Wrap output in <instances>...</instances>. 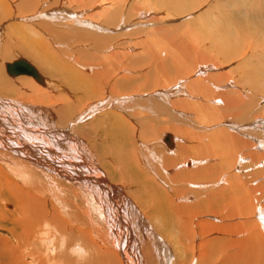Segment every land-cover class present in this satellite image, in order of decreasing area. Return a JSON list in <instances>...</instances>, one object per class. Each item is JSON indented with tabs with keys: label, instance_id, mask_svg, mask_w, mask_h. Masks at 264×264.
I'll list each match as a JSON object with an SVG mask.
<instances>
[{
	"label": "bare ground",
	"instance_id": "obj_1",
	"mask_svg": "<svg viewBox=\"0 0 264 264\" xmlns=\"http://www.w3.org/2000/svg\"><path fill=\"white\" fill-rule=\"evenodd\" d=\"M12 1L13 0H0V7L1 5L3 7L4 2H5L4 4H6V2L10 3ZM45 1H48L47 4L55 5L54 7H56L57 5H58L57 7L59 8L65 7L63 4L64 0H20L19 1L20 3L18 5L14 4L15 7L13 6L12 11H11L13 13L18 11L16 13L21 14L24 11L31 12L35 10L36 12V9L39 8L40 12H43V13H40V14L36 13V15L32 16L35 18L33 19L31 17V19L33 21L41 22V24H38L40 26H37L38 29L42 31L41 35L39 34L40 32L39 33L34 32L33 30L26 28L24 26H17L14 28H10V30L13 33L14 37H15V33L17 36H19V40H17L18 42L17 45L25 53L24 55L26 56V58H28L29 56L31 57L29 59H32V58L35 59V57L37 59L39 57H42L45 62L44 69L47 70V74L54 73L55 76L59 80H61L66 85L71 87L72 91H78L76 94H80L79 92H81L80 94L81 97H79L77 101L73 102L72 105L68 107L67 106L65 107L63 106L61 108L58 107V109H56L57 110V118H56L55 114L52 112L53 110L51 109H48L45 107L42 108L41 106L32 107L31 105H29L28 107V105L27 106L25 105V103H28L27 101L26 102L20 101L19 103L21 104H17L16 106L13 100H11L12 102L10 103L7 100H3L6 97V95H11L10 93H14V92H11V90L14 91L15 88L13 89L12 87H16V86H13L12 84H10L8 85V87H3V85L5 84L3 81L9 80L6 76H5V80L3 78V81H0V95L4 96L3 98H0V189L2 188L3 191H6L7 193H9V197L12 198L14 202V210L10 211L6 209V207L4 206L3 209L7 210V212L3 210L1 211V215H0V228L6 233L10 234V238H8L9 236L6 238L0 237V264H14L17 261L21 262L20 264H29L30 261L27 262L26 260V258L28 257H33L31 261L35 260L33 261L35 263L30 262V264H42L44 262L45 264H47V262L48 263L51 262L52 264H59L61 262H58L57 260L58 258H56L57 256L55 255V251L57 247L59 249V247H64V246L72 247L73 252L71 256H73L74 259L71 258V261L73 260L71 264H122V260H123V264H133L139 260V257L135 255H130V257L126 259V256L127 254L131 252V248L133 246L134 241L136 245H143V244L146 245L147 244V246L149 247H152V246L155 247L154 248L155 256L153 258H148L147 264H239L241 260L247 258L246 253L248 252V250H249L248 253H250L249 247H252V248L264 247V241L262 240L263 235L261 233L262 231H264L263 229L264 226L262 225L264 220L262 217L261 218L258 217L262 215L261 213H264V211L260 212V209H264V206L260 204L261 200H259L263 195V194L261 195V193L264 190V188H262L263 190H260L261 193H257L258 190L254 191L255 193L261 195V197L257 195V198H256L258 199V196L260 197L258 199L259 200L258 204H260V206H258L259 212L257 211L258 212L257 219L259 220V222L257 223V221L256 222L249 221L248 219L247 221L246 220L241 221L240 224L238 223V225H235V227L239 226L243 232L247 233L246 236L242 238H238V239L234 237L232 238L231 236L228 237V235H232V234L234 235V210H235L234 209V205H235L234 204V197H235L234 196V189H235L234 184L236 183H234L235 177L232 174V172L228 173L230 175L227 176V178H225L227 180V183H225L226 184L225 186L219 189L218 188L214 189L210 192L208 191L210 193L209 198L207 197L206 199L203 198L204 199L203 201L199 200L198 202L200 203L199 206H198V203L196 205L195 204L191 205L194 201H196L199 198L201 199V197H203V196H200L199 191L195 193L196 190L204 191V190L210 189L209 185L205 187V185H202L199 183L205 182V181L218 180L222 172H225L226 170H229V169L232 170V168H234V163H235L234 162V149L235 148H234L233 136H235L236 134L228 132V131L234 132V124L230 125L229 128H231V130H221L222 132L220 136H218V138L215 140L214 143L213 142H211L212 144L209 143L210 145L208 147H205L208 145V141L204 146L200 145L199 143L200 141L199 142L196 141L199 143L198 145L195 144L196 146L189 144L190 148L188 152L195 153V154L198 153V155H201L202 152H204L203 155L210 154L214 157V159L216 157H221V162H219L217 165L215 164L216 162L213 163L216 165L214 169H212V167L211 169L210 167H208L207 169L199 168L196 170L193 169L195 168L193 167L192 168L193 170L191 169L190 171L185 170V169H180L185 166L188 168L191 167V165L194 166L195 162L192 161L191 159L188 160V158H187V161L189 162H187L186 164L180 165L181 163L177 162V158H176L177 156L175 153H181L187 149L182 148L181 146L182 144L180 145V142L176 138V134L180 133V129L174 128L173 126L167 125L165 123H158L156 121V123H158V126L152 125L150 126L151 127L150 129L143 130L142 132L139 130L138 131L135 130V131L137 132V135L142 137L143 139L154 138L153 130L156 127L158 128V130H162V131L165 130V131L170 132V134H166L163 139H162L163 137L162 136L161 139L168 149H172L173 144H174L175 146L174 155L176 156L174 158H170L166 154V149H163L162 147H161V150H159L161 153L157 152L156 151L157 147L158 149H160L158 144L156 146L151 144L152 146L151 148L148 146L140 145L141 148H140V152L138 153V148H136V146L134 147V142L132 140L133 138H131L132 136L134 137V135H131L129 133V131L131 130L130 129L126 130V126H122V123H121V122H126L128 120L127 118L124 120V116L122 117L119 114H115V113L113 115L111 114L114 119L113 121H118L117 124L112 127V133L116 134V136L119 137V138L117 137H114V138H116L118 141L120 140L117 145L112 144V146H102L101 142L103 138L95 136L97 129L104 131L103 129L104 126L99 125V122L102 119L95 118L94 116L96 114H99V115L101 114L103 116V114L107 112L108 109L113 108V107H120L121 115H122V112L127 114V111H129L128 117H130V115H133L134 118L136 117H137L136 119L139 118L140 120L138 119V121H141L142 123H144V121L142 120L146 119L147 116H149L148 119L153 118L154 119L153 121H155V119H157L158 116L163 115L162 108H159V110L156 112L154 108L148 107L149 100H150V104H152V99L154 97L153 98L148 97L150 98L149 100L147 97L146 98L144 97V99H141V100L139 98L125 100L126 97L139 95L138 91L140 89L138 87H133L129 91L128 89H129L130 83L133 80L136 79L137 81L138 77L134 73L135 71L140 72L141 69L137 70V67L139 66V64L144 63L143 66L145 64L151 65L149 63L150 62L149 56L150 58L151 57L153 58V56L158 57L159 60L168 61V62H162L160 65L158 64L159 62H155L156 69L157 68L160 69V66H161L163 70V71L162 70L160 71L161 74L157 73L159 72L158 69L153 74H151L150 71L146 74L144 73L142 74L143 80L144 79L146 80V81L144 80L145 83H143V86H145L146 89H149L152 85L156 89L158 85L160 84L159 81L163 82L161 85L164 86V84L169 82V80L173 79V75H176L177 77L180 75H183L184 77L183 80L178 83V86L176 87L173 86L172 88H169L168 93L165 92V89L161 90V94L165 96L164 100L167 103H169L170 93L175 94V95L177 94V96H181V95L187 96V93L185 92L186 87H187V90L191 94H194L197 96L202 95V97L204 96L205 98L211 97L213 100V98H215L217 94L215 95V97L212 96V94H210L211 87L207 85L208 83L205 84L206 82L205 83L202 82L201 79L199 80V78L195 79L193 77H197L198 73L200 75L204 73L202 72V71H205V69L203 68H207L208 71L209 70L217 71V69L215 70L212 66H209V65L206 67L203 66V68L201 66L200 67L190 66V61H191V64H192V61H201L203 63L204 61L203 58L207 56L208 52L206 51L205 53L204 51L198 48L195 49L194 55L192 57L193 59L192 60L190 59L191 58L190 55L188 58L186 56L185 60H187L186 62L187 67L182 69L181 66H183L182 64L184 62L182 64H178L179 58H176L175 55L173 56V58H168L167 56L169 55H166L165 57H163V59H161L162 51L158 52L156 49L157 47L156 48L153 47V49L155 50L152 52L150 49L149 56L148 54L145 55V52H142L141 55L138 54V56H133L132 58H130V59H133V61L129 59L130 62L128 63V66L130 69H132V71H129L130 69L127 70V68H123V67L119 68L117 66V63L115 62L116 56L114 55L105 56L104 55L102 62L101 61L100 62L104 63L103 65H105L107 69L104 68L105 70L102 73L99 72L100 74H98V76L96 74L92 77L91 70L87 67L84 68L86 65L84 66V65L78 64L77 69H79L80 71H75L74 69L69 68V66H71L70 63L62 64L60 63L59 60L55 59L54 61L50 57L49 54L54 55V52L49 50L51 46H50L48 39L53 40L54 45L55 44L59 45L60 40L58 41V39L56 38V36H54L52 32L47 31V29H52L53 27H57L58 25L52 22L53 18L51 17L50 14L44 13L46 11L41 9L44 6L42 5L44 3H41V2H45ZM78 1L82 4V6H84L86 5L85 3H88L90 0H78ZM107 1H110V0H106L103 3L101 2L96 3L95 6H93L94 9L92 11H94L95 13H100L104 17L106 24L114 25L115 20L119 19V12H121L120 11L121 4L120 5L118 3L116 4L114 3V1H112L113 3H109ZM151 1L141 0V5L147 4L146 6L149 7V6H152L151 4H156L157 6L161 5L163 7L165 6L166 8L172 7L174 10L178 12H180V9L185 10V8L187 7H189L190 9H192L191 7L196 8V9L198 8V6L194 7L195 3H193L192 0H165V1L158 0L159 3H156V0H154L155 2L153 3ZM83 2H84V5H83ZM203 2L205 1L203 0ZM133 3L134 2H131L129 4L128 11L130 9L135 10V11L138 10V7L133 6ZM146 6H141V8L142 9L146 8ZM10 9L11 8L8 7L3 10L4 12L2 11L3 17H1L0 15L1 20H3L2 18H7V20L9 19L8 16L10 15ZM115 9L118 10L119 12L115 11ZM68 12H69L68 9L67 10L60 9L59 11H56V13H65L67 16H69L68 17L69 19L71 20L73 19L75 22L72 23L71 21L72 25L77 23L78 15L73 14V13L70 15ZM84 13L86 12L82 11L80 14H84ZM136 14L138 16H143L141 12L139 14L138 13ZM125 16L126 15H124V17ZM121 17H122V14H121ZM237 18L239 19V17ZM244 18H245L244 20L247 22H251L254 20L256 21L255 18H251L250 16H245ZM240 21L242 20L239 19L238 22ZM72 25L69 24L67 26L72 27ZM256 25H258V22ZM249 27H252V26H249ZM29 30L31 31V34L29 33ZM56 32L58 34V31ZM31 36L36 38V40H31L30 39ZM2 37H5V36L2 35ZM84 37H86V35H84ZM60 39L65 40L66 42H70V39L65 36L60 37ZM207 39L210 40L209 38ZM217 42H220V41L218 40ZM111 43L109 46L108 45L102 46L97 43V49H99L100 52L110 51ZM171 45L172 44H170V46ZM4 49L5 50L2 49V52H0V55L2 57L4 56L9 57L10 53H13L9 51L10 47L8 45H5ZM102 49L103 50L105 49V50L101 51ZM217 49H220L223 54L230 55L233 53V48L228 43L221 44V47L216 48V50ZM255 51L256 50H254V52ZM188 54L189 53H187V55ZM152 58L151 60H153ZM155 59L157 58H154V60ZM65 60L68 62L70 61L67 57H65ZM14 61L16 60L10 61L9 63H6V64L4 63V65H2L4 66L3 69L6 72V74L11 78H16L18 76H28V75L23 74V75H18V76L13 77L7 73L6 66L8 64H12ZM157 64L159 66H157ZM150 68L151 67H149V70ZM191 68H194V70L190 73H187L188 70H190ZM34 69L36 70L38 76L41 77L42 82H39V80H36L34 77H31V76H28L30 77V79L22 78L21 82L27 83L30 87H33V89L35 90H39V87L37 86V84H35L36 82L38 83V85L47 87V89L49 88V90L51 89L53 92L58 90L59 92L60 91L63 92L64 95H66V93L68 94L67 90H64L63 87L59 85V83H54L49 80L44 81L42 76L39 75L38 69L36 68ZM84 71L85 72L89 71V74H85ZM236 73L238 75V78L242 80L240 82L241 85L242 83H244L245 86H248L249 88H251V90L253 89L252 91H255V93L259 92V93L264 94V62L263 61L256 62L255 64H252L247 68L236 71ZM156 74H159L160 76H156ZM113 75L114 77H112ZM231 75H229V78ZM134 76L137 78H133ZM1 77H4V76H0V80L2 79ZM177 77L173 79L171 82H175ZM218 77H215L214 80L220 81V78ZM31 78H33L35 81ZM103 78L104 80L102 81L101 79ZM208 80L210 79L208 78ZM98 82L103 83L102 84L103 85L102 95L100 94L101 99L98 100L99 102L88 104V107H87L88 110L84 112L81 116H78L72 125V128H73V126H75V124L79 122L81 119H86V118L90 120H94V118L96 119L94 120L95 123H91V126H89V128L88 126H86L88 130L75 129V131L73 132L75 133L76 136L80 137L81 140L85 142V144L82 143L81 141L79 142L76 138H72L71 133H65L68 130L52 129L51 126L56 127V125H59L61 128L67 127L66 126L67 122H65L66 116L67 115L70 116V114L73 112V109H74L73 107L75 104L79 103L80 105L82 101L83 103H81V105L86 104L87 102L85 101L98 98L97 97L98 96V91H97ZM232 83H235V82H232ZM226 84H229V83H226ZM161 85H159V87H161ZM225 86L223 88H225ZM218 89L220 88L218 87ZM123 90H126L124 92V97L115 98V95L123 93ZM52 91H51V94H52ZM179 92L180 94H178ZM231 92L228 94L223 93V95H221L220 99H222L223 100L222 102H224L223 104H225L223 111L221 110V112H219L220 110H217L215 112H211L212 106L210 107V104L212 102L208 104L210 110H208V107L206 108L207 104H205L206 105L205 107H202V105L197 104L195 106L197 116L207 121L211 120L214 117L219 118V116H222L224 114L231 115V116L235 115L233 116V118H236V114H234V110L239 113V109L234 104V93H231ZM255 93L253 92L254 96H255ZM217 96H220V95H217ZM257 96H255L256 100H257ZM44 98L45 100H48L49 102L53 104L56 103L55 99L52 96L45 95ZM237 98L239 97L237 96ZM236 103H238V101ZM126 104H128L130 108H128ZM134 104H137L138 106H141L142 108H139L138 106L135 105L136 110H134L131 108L133 107ZM252 104L251 106L254 108V105L256 103L254 105ZM158 105H159V102H158ZM170 105L173 109L175 108V109L185 110V109L193 108V106L189 102H186L183 100H174L170 102ZM256 106L258 107V105ZM239 107H242L240 108V110H242L243 112V108L245 107L244 102ZM140 109H144L145 111L149 112V115L140 114L139 113ZM214 110H216V108H214ZM247 112L244 111V113H242L243 115H240V116L241 117H246V115L249 116V113ZM220 113H223V114H220ZM86 114H88V116ZM240 114H241V111H240ZM231 116H230V119H231ZM71 121L72 120H70V124L67 127L68 129L71 128ZM150 121L151 119L149 120V123ZM211 121L213 122V120ZM250 123H251V120H250ZM144 124H148V123H144ZM232 125L233 127H231ZM129 128L132 129V127L130 126ZM248 132L249 131H247V133ZM122 135H124L125 137V140L123 141V143L121 142ZM129 135H131V137ZM105 136L107 137L108 135L105 134ZM235 138L237 139V137ZM213 139H215V137ZM73 140L76 143H73ZM209 140L214 141L212 139H209ZM66 146L68 147V149L67 148L64 149V147ZM235 147H237V145ZM133 149H135L136 151V153H134L136 157H135V160L133 161H136L137 167L144 166L148 171H151L152 174L159 180L163 188L159 187L158 185L154 186V185L149 184V183H154V182L144 172L143 174L142 173L141 174L149 178L148 184L147 182L141 179L142 178L141 176H136V181H135L132 177H127L125 174L123 175L124 171H122L123 173L119 175L117 172L118 170L120 171L122 169V166L124 165L123 163H121L123 165H121V168H120L119 165L117 164H113L112 162L109 163L107 161L104 162L103 160V164H104L103 165L104 168H103L99 163L101 160L99 161L97 158V156L98 157L100 156L102 159L103 155L105 157L108 155L109 156L111 155L112 161L115 163H119L120 161L123 160L128 164H132V160L130 157L131 156L130 151ZM88 150H90L91 152ZM182 155L185 156L183 153ZM86 158L88 159V162H85ZM72 162H76V163L72 165ZM176 162L179 164H176ZM79 164L80 165L84 164L88 166L92 165V166H95L97 169H89V171H87L86 169L82 168ZM174 165H176L175 166L176 173L174 172L175 176L172 175L173 174L172 170L167 171L169 170V167H172V166L174 167ZM259 171L260 170H257V172ZM38 173H40V175H42L44 179H42L41 177L37 178ZM104 173L106 174V180H105ZM233 173H235V171H233ZM120 177H122L120 179L121 181L126 182V183H123L124 185H130L127 183L136 182L135 186L130 185L131 187H134L133 192L125 191L124 193H121V190L113 188V186L109 185V184H115L116 182H119L117 181V178L119 179ZM251 177H254V176H251ZM237 178L239 179V176ZM258 178L260 177L258 176ZM1 179H3L5 183ZM225 179L223 181H225ZM63 180L76 181L79 186L77 187L75 184L72 186L71 182H69L70 183V187H69L68 185H66V183H63V184L61 183ZM107 180L109 184L107 183ZM251 183L252 185L255 184L253 182ZM256 185L258 187V184ZM251 186L248 189H252ZM254 186L253 188H255ZM245 187L244 189H246ZM79 193L81 195H89L88 197H91L94 199V202L96 204L95 207H97L99 210L101 209L104 210V212L101 214L103 217H106V218L104 220V223L101 222V225H100L101 227L99 228L101 230H97L96 227L91 229L89 224L82 217V215L85 214V211L77 207L79 204L77 206L72 204L76 202V199L75 201H72L71 198H73L74 195L76 194L77 196H80ZM201 193L203 194V192ZM206 194L207 193H205L204 195ZM230 194H233L232 195L233 197L231 196V198L228 199L229 204L228 206L226 205L227 206L226 208L228 209L223 210L224 208H222L223 210L222 213H220V211L218 213V214H224L223 217L225 219L223 220H226V221L223 224L211 223V222H208L207 220H204V219L202 220L198 218L200 215L202 216L205 212H208V213L213 212L214 214H217L214 211L215 209L213 210L212 208L213 203H217L218 200L225 199L224 197ZM249 195H246V197H244L245 196L244 195L243 198L240 199V201L249 200V198L251 199ZM121 196L123 197L122 199H121ZM127 197L131 198L132 201L136 205H134L132 201L130 202L129 199L126 200ZM255 202H257V200ZM125 203L127 206H125V208H122L123 204ZM246 203L247 205H244L245 209L249 206L248 203H250V200L247 201ZM80 206L82 207V204ZM137 206L141 208L142 212L149 211L147 219H149L150 221H156L157 223L156 231L158 232L159 235H164V234H169V233L174 234L175 238L177 239L176 244L179 247V251H180L179 257L173 260V256L170 253L169 247H167L163 243V241L160 238H158L155 235V233L150 229L145 218H143L141 216V213H139ZM236 209H238V207ZM249 210H250V207L247 210L248 212L246 211L247 213H244V212L240 213L241 211H243V210H240L239 214H242V216L244 215L243 217H245V215H248V218H249L250 216L249 214H253V212ZM130 215H133L134 217L137 216L139 223L133 225L132 221L128 219V216ZM8 224L11 225L10 228L12 229L6 230V225ZM204 225L205 226L207 225V226L205 227ZM250 226L254 227V228L252 227L253 230ZM193 227H195L196 231H194ZM104 229L105 230L107 229V233H108L107 235L104 233ZM92 230H96V231H92ZM141 231H144L146 234L150 235L151 239H149L146 235H143ZM57 233L63 236L62 239L60 237H57ZM131 233H133V235ZM194 233H196L195 236H194ZM221 233L222 235H220ZM197 235L199 236L203 235V236L201 239H199V238H196ZM237 236L240 237L239 234H237L236 237ZM109 242L112 244V247L108 244ZM11 243L14 244V246L16 245L17 246L12 250L10 249L11 252L9 251V253H7L9 250L8 246H12ZM18 245H20L21 247H18ZM43 247H49L50 251L48 252L49 254H52L50 258L49 256L46 257V255L41 256L39 249ZM234 247L237 248V251L235 253H234ZM49 249H46V250H49ZM254 249L256 250V248ZM254 249L253 251H255ZM253 251H252V254L258 252L257 250H256L257 252H253ZM250 256L249 258H251ZM255 256L257 258L259 257L257 256V254L256 255L254 254V257ZM256 257H255V261H258V259L256 260ZM1 259L3 260L1 261ZM28 259L30 260L31 258H28ZM11 260L12 262H10ZM61 261L63 262V258ZM19 262L17 263L19 264ZM68 264H70V262Z\"/></svg>",
	"mask_w": 264,
	"mask_h": 264
},
{
	"label": "rangeland",
	"instance_id": "obj_2",
	"mask_svg": "<svg viewBox=\"0 0 264 264\" xmlns=\"http://www.w3.org/2000/svg\"><path fill=\"white\" fill-rule=\"evenodd\" d=\"M19 1L20 0H13L10 3L6 2V4L8 3L7 4L8 6L6 4H4L5 3L4 2L3 7H2V5L0 7L1 17H3L2 11L5 8H8V7L11 8L10 9V15L8 16V18H9L8 20H7V18H2L3 20H1V17H0V36H1L0 41L2 40L0 42V52H2V49L5 50L4 49L5 45H8L10 47V50H9L10 52H13V53H10L9 57L8 56L2 57L0 55V57H1L0 58V69H1L0 76H4V77H1L2 79L0 81H3V78L5 80V76H6L9 80L11 79L12 81L11 80L10 81L9 80L3 81L5 83L3 85V87H8V85H10V84H12L13 86H16V87H12L13 89L15 88L14 91H12L10 88L11 92H14V93H10L11 95H6V97L3 100H7L9 103L12 102L11 100H13V102H15L16 106H17V104H21V103H19L20 101H25V102L27 101L28 103H25V105L26 106L28 105V107H29V105H31L32 107L41 106L42 108L45 107V108L53 110L52 112L55 114V117L57 118V110L56 109H58V107L61 108L63 106L68 107V106L72 105L73 102L77 101V99L79 97H81V95H80L81 92H79L80 94H76L78 91H72V88L69 87L68 85H66L61 80H59L55 76L54 73L47 74V70L44 69L45 62H44L42 57H39L37 59H36V57H35V59H33V58L29 59L31 57L27 56L28 58H26V56L24 55L25 53L19 48V46L17 45L18 44L17 40H19V36H17L15 33V37H14L10 28H14L17 26H24L26 28L33 30L34 32H37V33L40 32L39 34L41 35L42 31L39 30L37 27V26H40L38 24H41V22L33 21L31 19V17L33 15H36V13H39V14L43 13V12H40L39 8L36 9V12H35V10H33L31 12H25L24 11L21 14L16 13L18 11H16L15 13L11 12L14 4L18 5L20 3ZM95 1H97V2H95ZM104 1H106V0H90L88 3H85L86 5H84V2H83L84 6H82V4L78 0H64L63 4L65 7H60V8L57 7L58 5L56 7H54L55 5L47 4L48 1L41 2V3H44V4H42L44 6L41 9L46 11L44 13L50 14L51 17L53 18L52 22L58 25L57 27H53L52 29H47V31L52 32L54 34V36H56L58 41L60 40L59 45L58 44L54 45V41L48 39L50 46H51V48L49 50L54 52V55H51V54H49V55L54 61H55V59H57L62 64L63 63H70L71 66H69V68L74 69L75 71H80L79 69H77L78 64L84 65V66L86 65L84 68H86V67L89 68L91 70V74L93 77L96 74L98 76V74H100L99 72L102 73L105 69H107L105 67V65H103L104 63H101L104 55L105 56L106 55L107 56H112V55L116 56L115 62L117 63V66L119 68L123 67V68H127V70H129L130 68L128 66V63L130 62V60L133 61V59H130V58H132L133 56H138V54L141 55L142 52H145V55L148 54V56H149V50L151 49V51L153 52L155 50V49H153V47L154 48L157 47L156 49L158 52L162 51V58L161 59H163V57H165L166 55L170 56V57L167 56L168 58H173V56L175 55L176 58H179L178 64H182L184 62L182 64L183 66L180 65L183 69V68L187 67V65H186L187 60H185L186 56L188 58L190 55V57H191L190 59L192 60L193 59L192 57L194 55V51H195V49L198 48V49L204 51L205 53L207 51L208 54L205 58H203V60H204L203 63L201 61H192V64H191V61H190V66H193V67L194 66H196V67L201 66L203 68V66L206 67L209 65V66H212L215 70L217 69V71H212V70L208 71L207 68H203V69H205V71H202L204 73H202L201 75L198 73L197 74L198 76L193 77V78H195V79L199 78V80L201 79L202 82H204V83L206 82L205 84L208 83L207 85L211 87L210 94H212V96L215 97L216 94L220 95V96L216 95V97L213 98V100L211 97L205 98L204 96L202 97V95L197 96V95L191 94L187 90V87L185 85V87H186L185 89L189 92V94L186 90H185V92L187 93V96H189V97H187L186 95L177 96V94L175 95V94L170 93L169 94L170 95L169 103H167L164 100L165 96L163 94H161V90L165 89V92L168 93V89L172 88L173 86L174 87L178 86V83L180 81H182L184 77H183V75H180L178 77L176 75H173V79H175L177 77L175 82H171L173 80V79H171V80H169V82H167L163 86V85H161L163 82L159 81V83H160L159 85H161V87H159V85H158L159 89H158V87L155 89V87L153 85L149 89H146L145 86H143V83H145L146 80L145 79H144L145 81L143 80L142 74L143 73L146 74L149 71L151 72V74L155 73V71L158 69V68L156 69V66H155L156 63L155 62H159L158 63L159 65L162 62H168V61H161L158 59V57H154V56H153V58L151 57L153 59V60H151V58L149 56V60H150L149 63L151 65L145 64L143 66L144 63L139 64V66H141V67L138 66L137 70L141 69L142 71L141 70H140V72L135 71L134 74L138 78L135 76L133 78H137V81H136V79L133 80L130 83V86L128 89V91H129L133 87H138L140 89L138 91L139 95L126 97L125 100L136 99V98H139L141 100V99H144V97L145 98L146 97L147 98L148 97H150V98L154 97L152 99V104H150V100H149L150 98H148V100H149L148 107L154 108L156 112L159 110V108H162L163 115L158 116V118L155 119V121H153L154 120L153 118H150L151 119L150 123H149L150 119H148L149 116H147V118L146 119L143 118L144 120H142V121H144V123H148V124H144L141 121H138L139 118L138 119H136L137 117L134 118L133 115H130V117H128L129 111H127V114L122 112V115H121L120 107H113V108L108 109L107 112H105L103 114L104 117L101 114L100 115L96 114L94 116L95 118H101L102 120H100L99 125L104 126L103 127L104 131L97 129L95 136L103 138V140L101 142L102 146H112V144L117 145L120 140L118 141L116 138H114V137H117V138H119V137L116 136V134L112 133V127L114 125H116L118 121H113L114 119H113L112 115L114 113L119 114L122 117L124 116V120L126 118L128 120L126 122H121V123H122V126H126V130L127 129L131 130V131H129V133L131 135H134V137L133 136L131 137V135H129V136L131 138H133L132 140L134 142V147L136 146V148H138V153L140 152V148H141L140 145L148 146L151 148L152 147L151 144L154 146H156L158 144L160 149H158V147H157V150H156L157 152L161 153L159 151V150H161V147L163 149H166V154L170 158H174L177 156L176 157L177 162L181 163L180 165L186 164L187 162H189V161H187V158H188V160L191 159L192 161L195 162L194 166L191 165V167H189V168L185 166V167H182L180 169H185V170H189V171L193 167H195V168H193L195 170L199 169V168L207 169L208 167H210V169H211V167H212V169H214L215 166L219 162H221V157H216L214 159V157L210 154L209 155H203L204 152H202V154H201L202 157H201V155H198V153L195 154V153L188 152V150L190 148L189 144L198 145L200 143V145L204 146L208 141V145L205 146V147H208L210 144H212L211 142L214 143L215 140L218 138V136H220V134L222 132L221 130H231V128H229V127L231 124H234V132H232V131H228V132L237 135V136L236 135L233 136L234 148H235L234 149V162L235 163H234V168H232V170L235 171V173H233V171L231 169H229V170H226L225 172H222L221 176H220L222 178L219 177L218 180L205 181V182L199 183V184L205 185V187L209 185L210 189L204 190V191L196 190L195 193H197L199 191L200 196H203V197H201V199L200 198L197 199L191 205H193V204L196 205L199 202V200L203 201L204 199H206V197L209 198V196H210L209 192L210 191L217 189V188L219 189V188L225 186L226 185L225 183H227V180L225 178H227V176L230 175L228 173L232 172V174L235 177L234 183H236V184H234V188H235L234 189V196H235L234 197V204H235L234 205V209H235L234 210V235L233 234L228 235V237L231 236L232 238L234 237V238L238 239V238H242V237L246 236L247 233L243 232L239 226L235 227V225H238V223L240 224L241 221H245V220L247 221L248 219H249V221H253V222L257 221V223H258L259 222V220L257 219L258 212H259L258 206H260V204H262L264 206V203H263L264 202V197H263L264 196V190L262 189V188H264V185H263L264 184V178H263V176H264V119H263L264 118V115H263L264 114V102H263L264 97H262V96H264V94L259 93V92L255 93V91H252L253 89L251 90V88H249L248 86H245L244 83H242V85H241L240 82L242 80L240 78H238L236 71L247 68L250 65L255 64L256 62H259V61L264 62V60H263L264 59V49H263L264 48V0H204L205 2H203V0H192V2L195 3L194 7L198 6V8L196 9V8L191 7L192 9H190L189 7H187V8H185V10L180 9V12L174 10L172 7L166 8L165 6L164 7L161 5L157 6L156 4H151L153 7L152 6L148 7V6H146L147 4L141 5V0H110L107 2L113 3L112 1H114V3H116V4L117 3L119 5L121 4V9H120L121 12H119L118 10L115 9V11L119 12V19L115 20L114 25L113 24L112 25L106 24L104 17L100 13H95L94 11H92L94 9L93 6H95L96 3H100V2L103 3ZM163 1H165V0H163ZM131 2H134L133 6L138 7V10L135 11V10L130 9L128 11V6ZM138 2H139V4H138ZM151 2L153 3L155 1L152 0ZM156 3H159V1L156 0ZM78 4H80V5H78ZM4 5H5V7H4ZM140 5L146 6V8H148V9H146V8L142 9ZM1 8H2V10H1ZM83 8H85V9H83ZM60 9L61 10H67L68 9L69 10L68 13L70 15L72 13L77 14L78 15V22L72 25L71 21H72V23L75 21L73 19L72 20L69 19L68 18L69 16H67L65 13H56V11H59ZM82 11L86 12V13L80 14ZM140 12H141V14H143V16H138L136 14V13L139 14ZM127 13H129V14H127ZM121 14H122V17H121ZM11 15H13V16H11ZM124 15H126V16L124 17ZM245 16H250L251 18H255L256 21L255 20L251 21L252 23L247 22L244 20ZM237 17H239V19H241L243 22L242 21H240L241 23L238 22L239 19ZM240 17H242V18H240ZM32 18L34 19L35 17H32ZM257 22H258V25H256ZM69 24L72 25V27L71 26L68 27L67 25H69ZM123 26H124V28H123ZM249 26H252V27H249ZM114 30H116V31H114ZM56 31H58V34ZM29 33L31 34L30 30H29ZM2 35L5 37H2ZM84 35H86V37H84ZM62 36L68 37L70 39V42H66L65 40L60 39V37H62ZM207 38H209L210 40H208ZM30 39L36 40V38H34L33 36H31ZM217 39L220 42H217L218 41ZM8 41H10V42H8ZM99 41H100V43H99ZM97 43L99 45H102V46H104V45L109 46L111 43V48H110L111 50L110 51H104L105 49L104 50L102 49L101 51H104V52H100L99 49H97ZM224 43H228L229 45H231V47L233 48L232 54H230V55L229 54H223L220 49L216 50V48H220L221 44H224ZM170 44H172V45L170 46ZM144 45H145V47H144ZM148 47H149V49H148ZM130 48H132V49H130ZM208 49H210V50H208ZM212 49H213V51H212ZM254 50H256V51L254 52ZM167 52H169V53H167ZM173 52L176 54H174ZM3 53H5V52H3ZM187 53H189V54L187 55ZM218 53L219 54L221 53V54L219 55ZM178 55H179V57H178ZM221 55H222V57H221ZM223 55H224V57H223ZM155 56H157V55H155ZM65 57H67L70 61L69 62L66 61ZM154 58H157L158 61H157V59L154 60ZM18 59H24L28 63H30L34 68L38 69V73H39V75L42 76L44 81L49 80V81L54 82V83H59V85H61L64 90H67L68 94L66 93V95H64L63 92H61V91L59 92L58 90L53 92L50 89L52 91V94H51V91L49 90V88L47 89V87H43L41 85H38V83H36V82H35V84H37V86L39 87V90H35V89H33V87H30L27 83L21 82L22 78L30 79V77H28V76H18L16 78L9 77L6 74V72L4 71V69H3L4 66H2V65H4V63L6 64V63H9L10 61L18 60ZM232 59H233V61H232ZM253 59H255V60H253ZM72 62H74V63H72ZM95 62L98 64H96ZM158 64H157V66H159ZM149 67H151L150 70H149ZM158 70H159V72H157V73L161 74V72H160L162 70L161 66H160V69H158ZM193 70H194V68H191L190 70H188L187 73H190ZM129 71H132V69H130ZM82 72H83V70H82ZM228 72H229V74H228ZM84 73L89 74V71L88 72L84 71ZM130 74H132V73H130ZM229 75H231L230 78H229ZM156 76H160V75L156 74ZM213 76H214V78H213ZM223 76H225V77H223ZM112 77H114V75ZM139 77H140V79H139ZM215 77L220 78V81L219 80L215 81L214 80ZM208 78L210 80H208ZM236 78H238L239 81ZM31 79H33V78H31ZM101 80L103 81L104 78ZM235 80H237V81H235ZM232 82H235V83H232ZM98 83H97V91H98L97 97L98 98L96 97L97 99L85 101L87 103L81 105V103H83V101H82L80 103L81 106L79 105V103L75 104L73 107L74 108L73 112L70 114V116L69 115L66 116L65 122H67V125H66L67 127L70 124V120H72L70 129H68L67 127L61 128L59 125H56V123H55L56 127L51 126V128L54 130H56V129L57 130H64V129L68 130L65 133H71L72 138H76L79 142L81 141L82 143L85 144V142L83 140H81L80 137L76 136L75 133H73V132L75 131V129L88 130L89 126H91V123H95L94 120H96V119L94 117H93L94 120H90L87 118L81 119L79 122H77L75 124V126H73V128H72V125L78 116H81L84 112H86L88 110L87 109L88 104L99 102L98 100L101 99L102 90H103V85H102L103 83H101V82L99 84ZM226 83H229V84H226ZM210 84L211 85L213 84V85L211 86ZM233 84H235L236 86ZM230 85H232V86H230ZM224 86H225V88H223ZM233 86H235V87H233ZM242 86H243V88H242ZM218 87L220 89H218ZM152 88L155 90H153ZM219 90H221V91H219ZM247 90H249V91H247ZM125 91L126 90H123V93L116 94L115 98H117V97L123 98ZM230 92L234 93V104L239 109V113L234 110V114H236L237 120H236V118H233V116H235V115L231 116V115H225V114L222 116H219V118H215V117L212 118L211 120H213V122L211 120H208V121L204 120V119L197 116L196 108H195V106L197 104L202 105V107H205L206 106L205 104H207L206 108L208 107V110H210L208 104L212 102L210 104V107L212 106L211 112H215L217 110H220L219 112H221V110L223 111L225 104H223L224 103V102H222L223 100L220 99L221 95H223V93L228 94ZM253 92L255 93V96L258 95L257 100H256V97L254 96ZM245 93H247V94H245ZM48 94H50V95H48ZM178 94H180V92ZM45 95L52 96L55 99L56 103L53 104V103L49 102L48 100H45V98H44ZM237 96L239 98H237ZM3 97L4 96L0 95V98H3ZM65 97H67V98H65ZM157 98H159V99H157ZM203 98L205 99V101ZM236 98H237V100H236ZM261 98H263V99H261ZM243 99H244V101H243ZM174 100H183V101L189 102L193 106V108L192 109H185V110L175 109V108L173 109L170 105V102H172ZM261 100H262V102H261ZM16 101H18V102H16ZM237 101H238V103H236ZM241 101L244 102V105L246 108L248 107L247 109L244 107L243 112H242V110H240V108H242V107H239V106H241V104H243V102H241ZM250 101H251V103H250ZM121 102H119V103H121ZM158 102H159V105H158ZM213 102H214V104H213ZM251 104L252 105L255 104L254 108L251 106ZM135 105L138 106L137 104H134L133 107H131L134 110H136ZM222 105H223V107H222ZM256 105H258V107ZM126 106L128 108H130V106L128 104H126ZM213 106H215V107H213ZM138 107L142 108L141 106H138ZM214 108H216V110H214ZM260 109L263 111H261ZM71 110H72V108H71ZM240 111H241V114H240ZM244 111H246V112L249 111V112H247V113H249V116L246 115V117H241L240 115H243L242 113H244ZM139 113L149 115V112L145 111L144 109H140ZM257 113H259V114H257ZM124 114H126V115H124ZM220 114H223V113H220ZM86 115L88 116V114H86ZM223 116H224V118H223ZM230 116H231V119H230ZM252 116H253V118H252ZM260 116H262V117H260ZM254 117H255V119H254ZM247 118H249V119H247ZM257 118H259V119H257ZM130 119H132V120H130ZM225 119H227V120H225ZM250 120H251V123H250ZM129 121H131V122H129ZM135 121H136V123H135ZM156 121L158 123H165L167 125L173 126L174 128L180 129V133L176 134V138L180 142V145L182 144L181 145L182 148H185L187 150H185L181 153H175L174 144H173L172 149H168L166 147V145L162 142V139L164 138V136L166 134H170V132L165 131V130H163V131L158 130L157 127L153 130L154 138L143 139L142 137L137 135L136 131H138V130L142 132L143 130L150 129L151 128L150 126H152V125L158 126V123H156ZM238 121H239V123L240 122L241 123L239 124ZM248 121H249V123H248ZM229 122H230V124H229ZM244 122H246V123H244ZM58 126L60 129L58 128ZM86 126H88V128ZM129 126L132 127V129L129 128ZM133 126H134V128H133ZM238 126H239V128H238ZM231 127H233V125ZM248 129H250V130H248ZM247 131H249V132L247 133ZM107 132H108V134H107ZM105 134L108 136L106 137ZM139 135H140V133H139ZM135 136H137V137H135ZM213 136L215 137V139H213L214 138ZM161 137H162V139H161ZM235 137H237V139ZM209 139H212L214 141H210ZM124 140H125V137H124V135H122L121 142L123 143ZM159 140H160V142H159ZM196 141H198V142L200 141V142L198 143ZM73 143H76V142L73 140ZM235 144L237 145L238 148L235 147L236 146ZM65 148L68 149L67 146L64 147V149ZM237 149H239V150H237ZM88 151H90V150H88ZM134 153H136L135 149L130 151V155H131L130 157H131L133 165L128 164L123 160L120 161L119 163H115L112 161L111 155L110 156L108 155L106 157L103 155L102 159L100 156H99L100 158L98 156H97V158L99 161L101 160L99 163L103 168H104L103 160H104V162L107 161L109 163L112 162L113 164H117V165H119L120 168H121V165L124 164L122 166V169L120 171L118 170V172H117L119 175L123 173L122 171H124L123 175L125 174L127 177H132L135 181H136V176H141L142 177L141 179L144 180L145 182H147V184H148L149 178H150L155 184L154 183H149V184L154 185V186L158 185L159 187L163 188V186L161 185L159 180L152 174L151 171H148L144 166L137 167L136 161H133V160H135V157H136V155ZM174 153L176 154V156L174 155ZM182 153L185 156H183ZM99 154H100V152H99ZM205 157H206V159H205ZM192 161H190V162H192ZM85 162H88L87 158L85 159ZM177 162H176V164H179ZM196 162H198V163H196ZM214 162H216L215 163L216 165L213 164ZM75 163L76 162H72V165H74ZM121 163H123V164H121ZM80 166L82 168L86 169L87 171H89V169H97L95 166H92V165L88 166V165L82 164ZM175 166L176 165H174V167L173 166L169 167V170H167V171L172 170V173H173V174L171 173L172 175H174V172L176 173ZM133 168H135V169H133ZM257 170H260V171L257 172ZM125 171H126V173H125ZM139 172H140V174L141 173L143 174V172L146 173L149 178L145 175H142V174L140 175ZM257 175L260 178H258ZM104 176H105V180H106V174L105 173H104ZM143 176H144V178L145 177L146 178L144 179ZM238 176H239V179L237 178ZM251 176H254V177H251ZM40 177L42 179H44V177L42 175H40V173H38L37 178H40ZM121 178L122 177H120L119 179L117 178V181H119V182H116L115 184H109L108 180H107V183L109 185L113 186V188L121 190V193H124L125 191L126 192H129V191L133 192L134 187H131L130 185L135 186L136 182L127 183L130 185H124L123 183H126V182L121 181L120 180ZM224 179L226 182L223 181ZM250 179H251V181H250ZM253 179L255 180V182ZM1 180L5 183V181L3 179H1ZM242 180L244 183L242 182ZM244 180H246L247 182ZM69 182H71L72 186L74 184L77 187L79 186L76 181H72V180H70V181L63 180L61 183L62 184L66 183V185H68L70 187ZM120 182H122V183H120ZM251 182H253L255 184L252 185ZM256 182H258V183H256ZM246 183H248V184H246ZM189 184H191V183H189ZM256 184H258V187L260 185V187L258 188ZM237 185L240 187V189ZM249 185L251 186L252 189H248V188H250ZM253 186L255 188H253ZM244 187L246 189H244ZM236 189H238V190H236ZM247 189L250 191H248ZM252 190H253V192H252ZM257 190H258L257 193H261L260 190H263L261 193V195L263 194L262 197L260 194H257L254 192ZM201 192H203V194ZM204 192L207 194L204 195L205 194ZM237 193H238V195H237ZM245 193H247V194H245ZM249 194H251V195H249ZM232 195L233 194H230V195L224 197L226 199V201H225V199H222V200H218L217 203H213L212 208H213V210L215 209L214 211L217 214H214L213 212H209V213L205 212L202 216L200 215L198 218H200L202 220L203 219L207 220L208 222H211V223L223 224L226 221V220H223V219H225L223 217L224 214H218V213H219V211H220V213H222L223 210L228 209V208H226L229 204L228 199L231 198ZM246 195H249L251 197V199L249 198V200H250V203H248L249 206L246 209L248 210L250 207L249 211L253 212V214H249L250 215L249 218H248V215H245V217H243L244 215L242 216V214H239L240 210H243L240 213H242V212L247 213L248 212L245 209L244 205H247L246 202L249 200L240 201V199L243 198V196L246 197ZM257 195H259L263 199V201H262V199L258 196V199L260 198L259 200H261L260 204H258L259 200L256 199ZM2 196L4 199L2 198ZM88 196L89 195H81V194H80V196H77V194H76V195H74L73 198H71L72 201H75V199H76V202L72 203V204L75 206H77L79 204L77 207L79 209H83L85 211V214L82 215V217L89 224L91 229L96 227L97 230H101V229H99L101 227L100 226L101 222L104 223V220L106 218V217H103L101 214L104 212V210L103 209L99 210L97 207H95L96 204L94 202V199L91 197H88ZM236 196H238V197H236ZM239 196H240V198H239ZM122 198L123 197L121 196V199ZM81 199H83L84 201ZM127 199H129L130 202L132 201L131 198L127 197L126 200ZM236 200H237V202H236ZM256 200H257V202H255ZM251 202H252V204H251ZM81 204H82V207L80 206ZM133 204L136 205L134 202H133ZM199 204L200 203H198V206H199ZM4 206L6 207V209H8L10 211L14 210V202H13L12 198L9 197V193H7L6 191H3V189L1 188L0 189V215H1V211L4 210L3 209ZM125 206H127L126 203L123 204L122 208H125ZM9 207H11V208H9ZM237 207H238V209H236ZM137 208L139 210V213H141V216L143 218H145L150 229L155 233V235L158 238H160L163 241V243L167 247H169L170 253L173 256V260H175L177 257H179L180 251H179V247L176 244L177 239L175 238L174 234L169 233V234L159 235L158 232L156 231V225H157L156 221H150L149 219H147L149 211L142 212L141 208L139 206H137ZM222 208H224V209L222 210ZM257 208H258V210H257ZM244 209H245V211H244ZM4 211L7 212V210H4ZM261 211H264V209H260V212ZM237 214H239V215H237ZM261 214L262 215L258 216V217L259 218L262 217L264 220V213H261ZM214 216H216V217H214ZM213 217L216 219H214ZM128 219L132 221L133 225L139 223L137 216L134 217L133 215H130V216H128ZM217 220H219L220 222ZM262 225L264 226V221H263ZM204 226H202V227H204ZM10 227H11L10 224L6 225V230L12 229ZM250 227L252 228L253 226H250ZM250 227H248V228H250ZM253 228H252V230H253ZM193 229H194V231H196L195 227H193ZM92 231H96V230H92ZM260 232H261V230H260ZM104 233L106 235L108 234L107 229L106 230L104 229ZM141 233L143 235H146L149 239H151L150 235L146 234L144 231H141ZM261 233L263 235L262 240L264 241V231H262ZM131 234L133 235V233H131ZM195 234L196 233H194V236H195ZM237 234H239L240 237L239 236L236 237ZM220 235H222V233ZM202 236L203 235H201V236L197 235L196 238L201 239ZM0 237L10 238V234L6 233L5 231H3L0 228ZM57 237H60L62 239L63 236L61 234L57 233ZM143 242H145V241H143ZM108 244L112 247V244L110 242ZM13 246H14V244H12V246H8L9 250L7 253H9V251L11 252V250L14 249L17 245L14 247ZM18 247H21V246L18 245ZM45 248L49 249V247L40 248L39 249L40 254H41V256L46 255V257L49 256V258H50V256L52 255V254H49V252H48V251H50V249L46 250ZM154 248L155 247H153V246L152 247L147 246V244L146 245L145 244L136 245L135 241H134L133 246L131 248V252L129 254H127L126 259H128L130 257V255H135V256L139 257V260L133 264H147V259L153 258L155 256V249ZM254 248H256V250L258 252ZM254 248L249 247L251 254L248 253L249 252V250H248V252L246 253L247 258H245L247 261L245 259H243L239 262V264H247V263L248 264H264V253H263L264 247H254ZM253 249L255 251H253ZM41 250H43V251H41ZM236 251H237V248L234 247V253ZM252 251L257 252V253L252 254ZM72 252L73 251H72L71 246L70 247H65V246L59 247V249L57 247V249L55 251V255L57 256L56 258H58L57 259L58 262H61L63 264L64 263L68 264L70 262V264H71V262L73 261V260L71 261V258L74 259V257L71 256ZM42 253H44V254H42ZM254 254L255 255L257 254V256H259L258 258L255 256L256 260L258 259V261H255ZM249 256L251 258H249ZM252 257H253V259H252ZM28 258H31V259L29 260ZM28 258H26L27 262L30 261L31 263H35V262H33L35 260L31 261L33 259V257H28ZM62 258H63V262L61 261ZM2 260L3 259H1V261ZM10 262H12V260ZM17 262H19V261H17ZM17 262L14 264H18ZM30 262H29V264H30ZM20 263L21 262H19V264ZM61 263H59V264H61ZM42 264H45V262ZM47 264H52V263L47 262ZM122 264H123V260H122Z\"/></svg>",
	"mask_w": 264,
	"mask_h": 264
},
{
	"label": "water",
	"instance_id": "obj_3",
	"mask_svg": "<svg viewBox=\"0 0 264 264\" xmlns=\"http://www.w3.org/2000/svg\"><path fill=\"white\" fill-rule=\"evenodd\" d=\"M7 73L10 76H18V75H28L31 77H34L36 80H39V82H42V79L40 76H38L36 70L33 68L32 65H30L26 60L24 59H18L14 61L12 64H8L6 66Z\"/></svg>",
	"mask_w": 264,
	"mask_h": 264
}]
</instances>
